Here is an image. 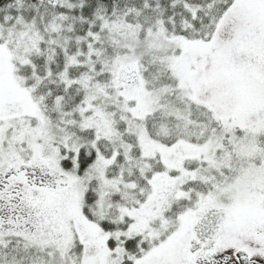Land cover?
Masks as SVG:
<instances>
[{
    "label": "snow or ice",
    "instance_id": "1",
    "mask_svg": "<svg viewBox=\"0 0 264 264\" xmlns=\"http://www.w3.org/2000/svg\"><path fill=\"white\" fill-rule=\"evenodd\" d=\"M0 264H264V0H0Z\"/></svg>",
    "mask_w": 264,
    "mask_h": 264
}]
</instances>
